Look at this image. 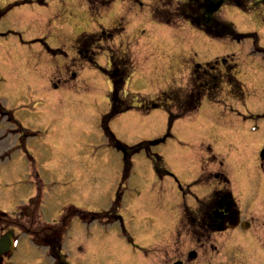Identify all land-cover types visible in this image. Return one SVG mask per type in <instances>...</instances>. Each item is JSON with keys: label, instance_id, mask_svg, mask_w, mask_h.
I'll list each match as a JSON object with an SVG mask.
<instances>
[{"label": "rangeland", "instance_id": "rangeland-1", "mask_svg": "<svg viewBox=\"0 0 264 264\" xmlns=\"http://www.w3.org/2000/svg\"><path fill=\"white\" fill-rule=\"evenodd\" d=\"M91 1L95 12L85 0H0V105L13 117H0V237L10 228L19 234L1 264L53 262L24 231L40 238L59 232L69 264H143L171 237L174 205L177 199L182 204L176 181H192L201 167L218 168V159L235 183L264 179V53L258 50L264 51V5L250 11L224 5L218 12L239 34H255V43L252 37L212 39L185 21L157 23L150 13L157 0ZM177 1L183 0L170 3ZM104 29L116 32L113 40L101 36ZM94 32L99 34L91 52L98 67L75 53L77 37ZM108 52L126 55L133 67L124 91L133 108L110 120L111 132L128 148L151 143V154L162 157L170 175L159 178L144 150L131 156L123 179L124 152L102 125L111 91L101 71L109 69ZM226 56L237 61L242 98L227 96L224 87L220 103L202 99L195 113L176 119L170 130L165 110L138 109L142 99L184 87L193 63ZM155 60L166 65L157 67ZM116 199L113 213L121 220L89 215L109 212ZM25 206L32 212L20 221L12 214ZM69 207L95 221L86 225L74 216L65 231L60 219Z\"/></svg>", "mask_w": 264, "mask_h": 264}, {"label": "flooded vegetation", "instance_id": "flooded-vegetation-1", "mask_svg": "<svg viewBox=\"0 0 264 264\" xmlns=\"http://www.w3.org/2000/svg\"><path fill=\"white\" fill-rule=\"evenodd\" d=\"M258 180L235 183L222 171L204 169L190 182L176 181L182 204H173L171 237L143 264H264V179ZM31 212L25 207L16 219Z\"/></svg>", "mask_w": 264, "mask_h": 264}, {"label": "trees", "instance_id": "trees-1", "mask_svg": "<svg viewBox=\"0 0 264 264\" xmlns=\"http://www.w3.org/2000/svg\"><path fill=\"white\" fill-rule=\"evenodd\" d=\"M85 1L91 10L95 12L96 8H92V1ZM136 1L138 2V0ZM167 3V5L173 6L170 0ZM225 4L249 11L255 9L258 5H264V0H184L173 6V9L161 8V5L167 6L166 0H157V2L151 4L150 9L152 18L156 22L170 24L177 20L187 21L193 28L202 31L212 39L229 38L240 41L246 37L256 38L254 34L245 35L237 33L232 23L218 17L217 13L220 7ZM102 31L101 36L109 34V36L113 37L115 35L112 30ZM96 36L97 34H82L75 40L78 57L81 61L90 65H96V52H91V45ZM109 62L111 69H101L111 84V91L108 95L109 111L102 117V125L105 134L114 141L116 146L123 147L128 151L130 149L115 140L114 135L109 129V122L118 114L132 109V106L126 99L127 97L123 96L124 87L132 71V64L126 55L115 58L112 52L109 54ZM220 65L225 68L226 73H213L211 71V69H219ZM236 70L237 63L232 58L216 59L211 63L202 65L197 64L193 67L189 88H169L153 100L145 103L141 110L144 113L158 108L165 110L168 116V126L171 128L176 119L196 111L203 97L206 96L210 101H216L217 93L224 83L228 85L233 95L241 97L243 95V88L241 83L236 79ZM147 145L148 143L146 142L139 143L131 150L132 152H137L144 148L147 149ZM128 156L129 152L125 157L126 164H128ZM152 161L157 174L163 175L166 173L163 167V160L160 156L153 155ZM127 172H125L124 179L127 177Z\"/></svg>", "mask_w": 264, "mask_h": 264}, {"label": "water", "instance_id": "water-1", "mask_svg": "<svg viewBox=\"0 0 264 264\" xmlns=\"http://www.w3.org/2000/svg\"><path fill=\"white\" fill-rule=\"evenodd\" d=\"M10 247V237L9 236H4L0 240V255L9 250Z\"/></svg>", "mask_w": 264, "mask_h": 264}, {"label": "bare ground", "instance_id": "bare-ground-1", "mask_svg": "<svg viewBox=\"0 0 264 264\" xmlns=\"http://www.w3.org/2000/svg\"><path fill=\"white\" fill-rule=\"evenodd\" d=\"M163 43H165V42H163ZM158 61H162V60H158ZM152 63H154V62H152Z\"/></svg>", "mask_w": 264, "mask_h": 264}]
</instances>
